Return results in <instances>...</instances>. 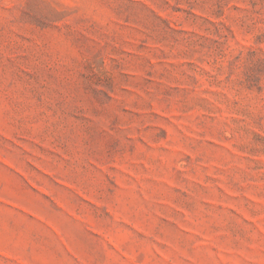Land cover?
I'll return each mask as SVG.
<instances>
[{"label": "rangeland", "instance_id": "374dc122", "mask_svg": "<svg viewBox=\"0 0 264 264\" xmlns=\"http://www.w3.org/2000/svg\"><path fill=\"white\" fill-rule=\"evenodd\" d=\"M0 264H264V0H0Z\"/></svg>", "mask_w": 264, "mask_h": 264}]
</instances>
